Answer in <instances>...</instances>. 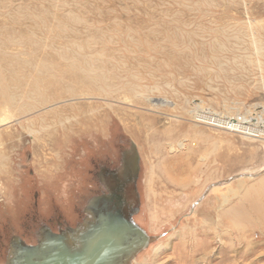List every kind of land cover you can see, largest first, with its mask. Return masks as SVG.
<instances>
[{"label": "rangeland", "instance_id": "obj_1", "mask_svg": "<svg viewBox=\"0 0 264 264\" xmlns=\"http://www.w3.org/2000/svg\"><path fill=\"white\" fill-rule=\"evenodd\" d=\"M258 45L264 0H0V264L83 225L131 145L133 264H264V137L191 114L264 120Z\"/></svg>", "mask_w": 264, "mask_h": 264}, {"label": "water", "instance_id": "obj_2", "mask_svg": "<svg viewBox=\"0 0 264 264\" xmlns=\"http://www.w3.org/2000/svg\"><path fill=\"white\" fill-rule=\"evenodd\" d=\"M132 154L121 171L111 173L115 188L88 202L92 218L84 225L59 233L46 229L44 239L33 246L18 241L6 264H131L154 241L133 220L139 211V158L134 145Z\"/></svg>", "mask_w": 264, "mask_h": 264}, {"label": "bare ground", "instance_id": "obj_3", "mask_svg": "<svg viewBox=\"0 0 264 264\" xmlns=\"http://www.w3.org/2000/svg\"><path fill=\"white\" fill-rule=\"evenodd\" d=\"M257 50L259 51V49H263V47L262 46H260V45H258L257 47ZM264 50V49H263ZM82 63V62H81ZM85 63H87V62H85ZM108 63V62H107ZM110 63V62H109ZM77 64V63H76ZM106 64V63H105ZM104 64V65H105ZM121 65V64H120ZM77 66V65H76ZM79 66V65H78ZM83 66V65H82ZM106 66V65H105ZM104 66V67H105ZM113 66H115V65H113ZM118 66V65H117ZM80 67V66H79ZM108 67V66H107ZM120 67V66H119ZM87 68V67H86ZM98 68V67H97ZM113 68V67H112ZM82 69V68H81ZM95 69V68H94ZM102 69H104V68H102ZM105 69H106V67H105ZM119 69V68H118ZM123 69V68H122ZM92 70H93V68H92ZM113 70V69H112ZM111 70V71H112ZM125 70V69H124ZM116 71V70H115ZM120 71V70H119ZM121 71H123V70H121ZM85 72H87V71H85ZM101 72V71H100ZM113 72V71H112ZM103 73V72H102ZM88 74V73H87ZM92 74V73H91ZM97 74V73H96ZM84 75V74H83ZM83 75H81V77L83 76ZM86 75V74H85ZM89 75V74H88ZM94 75V74H93ZM102 75V74H101ZM112 75V74H111ZM117 75V74H116ZM77 77V76H76ZM113 77V76H112ZM78 78V77H77ZM83 78V77H82ZM86 78V77H85ZM91 78V77H90ZM116 78V77H115ZM75 79V78H74ZM93 79V78H92ZM95 79H96V77H95ZM98 79V78H97ZM39 80V79H38ZM84 80V79H83ZM104 80V79H103ZM107 80V79H106ZM106 80L105 81H102L101 83H105L106 82ZM91 81H94V80H91ZM37 82H39V81H37ZM80 82V81H79ZM83 82V81H82ZM88 82H89V80H88ZM95 82V81H94ZM81 83V82H80ZM100 83V82H99ZM100 83V84H101ZM84 84H85V82H84ZM106 84V83H105ZM108 84V85H107ZM106 85H105V87L107 86V92H108V90H110L111 89V87L109 86V83H107ZM40 85V84H39ZM38 85V86H39ZM83 85V84H82ZM98 85V84H97ZM112 85V84H111ZM33 86V85H32ZM91 86V85H90ZM104 87V86H103ZM90 88H92V86L90 87ZM100 88H102L101 86H100ZM37 89V88H36ZM39 89V88H38ZM106 89H104V90H106ZM93 90V89H92ZM91 90V91H92ZM103 90V92L104 93H107L106 91H104ZM68 93V92H67ZM108 94V93H107ZM71 95V94H70ZM109 95V94H108ZM160 101V100H159ZM165 101V100H164ZM166 104V103H165ZM202 113H204V112H202ZM201 113V111H198L197 109L194 111V112H192L191 114H193L194 115V118L195 119H197V121H199V122H204V123H206V124H209V125H213L214 123H215V126L216 127H222V128H225V129H228V130H230V131H233V132H238V133H242V134H244V135H246V136H248V137H251V138H261V137H264V120L263 119H261L260 121L256 118V122L255 123H251V121L250 120H248V118L246 117V118H237V119H233V120H224V119H221V118H217V117H211V115H209V116H206V115H203ZM56 114V113H55ZM205 114V113H204ZM56 115H58V114H56ZM64 118V117H63ZM185 118V117H184ZM253 121V120H252ZM255 121V120H254ZM250 124V125H249ZM69 125V124H68ZM71 125V124H70ZM41 126V125H40ZM214 126V125H213ZM68 127V126H67ZM41 129H42V127H41ZM45 129V128H44ZM30 131V130H29ZM39 133V132H38ZM198 135V134H197ZM201 135V134H200ZM200 138V137H199ZM203 138V137H202ZM162 139V138H161ZM157 140V139H156ZM152 141V140H151ZM199 141V140H198ZM172 143V142H171ZM173 144V143H172ZM159 145V144H158ZM179 147L180 148H183V143H179ZM173 149H175V148H173ZM157 150H159V148L157 149ZM156 150V151H157ZM192 150V149H191ZM193 152V151H192ZM155 153V152H154ZM2 156V155H1ZM3 157V156H2ZM4 158V157H3ZM185 158V157H184ZM186 159V158H185ZM175 160H176V158H175ZM182 160V159H181ZM1 161V160H0ZM2 161H4V160H2ZM1 161V162H2ZM177 162V161H176ZM3 164V163H2ZM174 164V163H173ZM181 164V163H180ZM169 166V165H168ZM179 166H181V165H179ZM4 168H5V166H3ZM177 167V166H176ZM182 167V166H181ZM186 167V166H185ZM168 168V167H167ZM166 168V169H167ZM184 168V167H183ZM188 168V167H187ZM0 169H2L1 167H0ZM173 169H176V168H174L173 167ZM189 169V168H188ZM193 169V168H192ZM169 170V169H168ZM179 170V169H178ZM190 170V169H189ZM171 171V170H170ZM174 171V170H173ZM4 172V171H3ZM3 172H1L0 171V173H3ZM167 172H169V171H167ZM172 172V171H171ZM199 172V171H198ZM182 173V172H181ZM184 173V172H183ZM7 174V173H6ZM196 174V173H195ZM250 175H253V174H250ZM176 184V183H175ZM208 190V189H207ZM246 200V199H245ZM244 200V201H245ZM246 202V201H245ZM248 202V201H247ZM243 204V203H242ZM245 207V206H244ZM245 210V209H244ZM253 212V211H252ZM246 213V212H245ZM253 214V213H252ZM253 216V215H252ZM252 216H251V218H252ZM250 217V216H249ZM90 218H92V216L91 215H89V218L88 219H90ZM92 220V219H91ZM133 220H134V218H133ZM254 221V220H253ZM134 222H136L135 220H134ZM137 224V223H136ZM84 225V224H83ZM142 228V227H141ZM143 229V228H142ZM246 229V228H245ZM147 233V232H146ZM46 234V233H45ZM148 234V233H147ZM149 236V235H148ZM71 236L70 235H68V238H70ZM150 237V236H149ZM150 238H152V237H150ZM42 239H44V237L42 238ZM20 241V240H19ZM69 240H67V242H68ZM69 245H70V242H69ZM136 258V257H135ZM134 258V259H135ZM134 259L132 260V262H131V264H133V261H134Z\"/></svg>", "mask_w": 264, "mask_h": 264}, {"label": "flooded vegetation", "instance_id": "obj_4", "mask_svg": "<svg viewBox=\"0 0 264 264\" xmlns=\"http://www.w3.org/2000/svg\"><path fill=\"white\" fill-rule=\"evenodd\" d=\"M132 145L129 147V149L128 150H125L124 152H123V154H122V166H121V168L120 169H117V170H114V169H110V168H105V167H102L101 168V170H100V172H99V178H101V181H102V183L104 184V186H105V188H106V192L105 193H103V194H108L109 193V191L110 190H112V189H114L115 188V182L114 181H112V177H111V173L112 172H119V171H121L122 170V168H123V164H124V161H125V159H127V161H128V156H130L129 158H133L132 157ZM102 195V194H101ZM46 229H49V228H46ZM46 229H44V230H46ZM67 229V228H66ZM62 231V230H61ZM45 231H43L42 233H41V238L40 239H42L43 238V235H45ZM22 241V239H18V240H16L15 242H14V244H13V247L14 246H16L17 245V242L18 241ZM23 242V241H22ZM24 243V242H23ZM26 245H28V244H26ZM13 247L11 248V251L13 250Z\"/></svg>", "mask_w": 264, "mask_h": 264}]
</instances>
